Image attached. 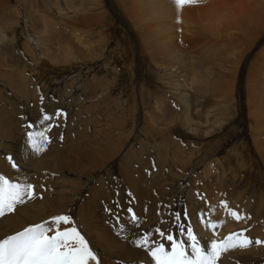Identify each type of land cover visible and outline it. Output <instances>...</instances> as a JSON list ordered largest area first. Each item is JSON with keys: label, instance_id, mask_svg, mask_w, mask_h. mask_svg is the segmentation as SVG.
<instances>
[{"label": "rangeland", "instance_id": "374dc122", "mask_svg": "<svg viewBox=\"0 0 264 264\" xmlns=\"http://www.w3.org/2000/svg\"><path fill=\"white\" fill-rule=\"evenodd\" d=\"M14 1L0 0L1 7L11 8L9 13L4 12V14L0 9V27L7 25L23 27V15H32L36 22L24 28L41 34L40 38L34 34L37 41L39 40L38 48L35 47V49L39 51L38 58L41 55V62L38 63L37 57L30 59L27 54H22L21 45L25 42L24 37L16 36L15 44L8 43L7 36H3V41L0 40V157L4 159L5 155H12L10 149L14 142L18 146L23 145L20 140L26 139L25 125L35 124L42 109L50 115L61 110L66 113L67 118L54 121L59 124V127L53 128L49 133L52 143L47 147L44 155H39L31 162L28 160L24 162L26 152L23 151L27 149V147L23 148L26 145L24 144L22 148H18L17 153L13 152L17 154V157L15 154L12 155L16 161L18 158L19 171L13 170L10 165H8L10 171H0V174L12 181H19L17 178L19 177L21 183L35 185L37 193L35 200L18 206L15 214L0 218V239L14 235L26 227L51 221L53 217L69 215L74 222L71 226L78 225L81 234L90 242V247L98 251L101 264H115V261L131 264L124 259L125 242L114 231V228L117 229L118 226H113L114 221L105 211L106 208H114L113 202L118 199L124 209L131 206L139 217L140 227H144L139 229V233L151 230V238L154 241L160 240L155 232L156 228L175 235V219L171 214L176 212L181 213V222L186 225L191 224L193 234L206 250L211 241L223 240L229 234L244 229H247L245 235L253 241L257 239L264 241V147H261L262 144L264 145V129L258 131L259 136L255 135L257 132L255 122L251 120L246 108L249 100L253 102H249V105L264 107V97H261L264 96V89H259V98L253 93L250 97L247 89L249 84L247 78L252 66L256 67L257 72L260 67L262 68L258 85L264 88V64L262 63L264 60V0H201L195 5L179 8L176 7L174 0H168L165 3L167 6L163 5L159 9L158 4H153L149 10L145 7L138 8L137 3L132 4L128 0H86V2L82 0L83 5L80 6L87 8L85 14L91 15L95 11L98 12L97 14L105 13L107 16L105 26L108 25L109 30L111 25L114 28L112 38L108 39V44L103 51L98 43H94V40L90 42V50L86 47L84 49L81 44L76 43L77 46H75L73 42L70 43L71 35L75 36L74 32H78L76 38L82 39L80 41L89 42L87 32L80 30L79 24L69 23L67 18L75 12L76 15H82L79 9V12L77 11L76 0H72L75 9L66 5L67 0H25L29 2L25 4L27 9L15 4ZM54 1L60 5L61 9L63 4L66 5L68 8H64L66 15L54 12L55 8L52 6ZM248 5L250 8L247 7ZM13 8L18 10L19 14L12 12ZM25 11L26 14H24ZM165 11L169 12L167 17L172 20L171 25L160 26L161 22L156 20L160 17L155 18L154 22L149 19L152 16L164 15ZM61 12L63 11L60 10ZM12 15H20V17L16 20L15 17H11ZM133 15H140L142 27L153 26L152 34L154 35L157 34L155 32L165 28L166 34L169 37L172 35L173 39L176 37L177 45L182 46L181 48L188 56L193 57L200 49L194 47L198 46V43L201 42L199 46L203 43L205 45V47L200 46L202 52L199 53L200 55L202 53V57L199 59L196 57L197 60L193 62L195 67L190 72L196 70L200 76L199 82L193 86L194 89H189L193 121L191 120L188 125L193 127L189 129L192 130L191 136H195L193 138L190 134L188 139L181 136L183 133H190L189 130H185L186 128L183 131H176V127L170 125L169 122L174 121L171 115L170 119H164L168 114L167 107L171 108V112L177 113H180L178 111L180 109L176 102H173L170 91L155 89L158 85L154 83V78H150L155 69H149L148 63L141 62L142 47L152 39L155 40L156 36L149 34L153 36L149 39L144 31L140 32L142 24L140 20L134 21ZM256 15L262 23L261 30L256 27V18L253 19L255 24L249 23L250 16ZM42 19L50 20L48 23L52 27V33L60 37L57 39L58 43L59 40L62 41L63 46L70 43L67 46L81 51L83 55V66L79 67L81 70L79 68V71L75 70L76 68H74L75 71L70 69L72 72L59 70L62 64L58 63V56L62 53L55 51L54 42L50 43L42 38L44 37L43 27L40 25ZM142 20L146 23L144 24ZM193 20L198 22H192ZM35 24L38 25L35 26ZM83 29L89 30L88 27ZM4 33L10 32L5 30ZM69 33H71L70 36ZM226 35H230L232 39L224 40L223 36ZM114 36L117 41L114 40ZM205 42L210 43L206 45ZM64 50L63 55H66L69 60ZM182 56L184 53L179 56L180 62L189 60L192 63V58ZM36 59L38 62H35ZM160 59L161 56L158 57V60ZM108 69L112 71H109L107 76L112 74L115 77L113 85L110 83L105 89L104 87L97 89L91 80H95L93 77L100 73L98 76L104 81L106 78L104 72ZM171 73L178 74L176 76L184 75L176 68H173ZM8 74H10L9 77ZM224 78L228 82L225 85L231 88L230 93L221 88ZM249 80L253 84L251 79ZM112 87L115 90H112ZM145 88L149 92L155 89L153 94L158 99V107L146 98L140 100L144 97L141 94L144 93L142 91L147 90ZM217 88H220L219 91H216ZM121 93L122 97L119 96ZM197 98L201 101L200 99L197 101ZM259 102L262 105H259ZM11 107H15L16 110ZM14 110L17 112V120H13L16 126L9 124L10 118L16 114L12 112ZM204 110L212 113L209 118L210 126L204 124L202 117L205 114ZM262 111L258 107V112ZM217 113L219 115L215 117ZM152 122H159L154 124L155 126L165 123V127L161 128L171 127L164 131L166 135L159 134V140H164L167 136L175 143L174 147L172 146L173 149L176 150L179 147L185 155L176 158L164 151H158L159 140L155 139L151 134L152 131L150 133L148 130ZM215 123L220 125L214 126ZM193 124L204 132L208 129L207 133L195 131ZM61 135H63L62 140ZM197 138H200L201 144L207 142L205 147L201 144L197 145L195 142ZM258 140L261 145L260 142L255 143ZM238 147L242 149L245 162L236 161L235 158H233L234 162L230 161L232 171L243 167L241 174L238 171L236 176L238 178L230 179L232 180L230 181L220 175L222 173L220 170L224 169L221 164L225 165L228 161L225 158L226 154L230 151L234 153L233 151ZM187 151L189 153H186ZM91 158L101 160L104 166L91 169L88 164ZM216 159L219 164L214 161ZM165 162L166 165L163 164ZM108 165L111 166L110 169ZM124 165L126 173L134 172V181L142 182L134 190L138 195L129 190L127 179L122 176ZM249 169L250 174L243 173ZM225 172L228 173V170L225 169ZM197 193L201 194L199 198ZM130 200L131 205L128 203ZM192 201L198 203V209L193 206ZM221 201H226L229 208L242 215L250 216L251 219L235 221L220 207ZM185 211L188 213V220L183 217ZM200 213H210L203 219L221 222V226L215 229L206 228L200 222ZM77 214L81 216L80 219L75 216ZM123 215L122 213V218ZM222 216L228 220L224 219V221ZM87 223L103 224L120 240H111L105 244L94 240V231H87ZM67 227L69 225L60 226L61 230ZM48 234L53 235L54 232ZM163 242L166 250H170L167 241ZM140 262L145 264L142 260ZM89 264L94 262L90 261ZM217 264H264V244L252 245L245 250H230Z\"/></svg>", "mask_w": 264, "mask_h": 264}, {"label": "bare ground", "instance_id": "6f19581e", "mask_svg": "<svg viewBox=\"0 0 264 264\" xmlns=\"http://www.w3.org/2000/svg\"><path fill=\"white\" fill-rule=\"evenodd\" d=\"M51 1V0H50ZM64 1V0H63ZM66 1V0H65ZM88 1V0H87ZM126 1V0H125ZM130 3H132V4H134V3H137V7L138 8H142V7H145L146 9H151V6L153 5V4H158V6L160 7L159 9H161V7L163 6V5H165V6H167L165 3H167V1L168 0H128ZM49 2V1H48ZM47 2V3H48ZM75 2V1H74ZM84 2H86V0L84 1ZM14 3L15 4H18V5H20V6H22L24 9H27V7H25V4H27V3H29V2H27V1H25V0H15L14 1ZM46 3V4H47ZM1 4H2V2H1ZM83 5V3H82V0H76V7H77V11H78V9H79V11H80V13L82 14V15H76V12L75 13H73L72 15H70V16H67V18H69V23L70 22H72V23H75V24H79V26L82 28H80V30H83L85 33L87 32V35H88V37H89V42H86L84 39V42H82V41H80V40H82V39H78V38H76V35H78V32H74V35L75 36H72L71 35V42L70 43H72L73 42V44L75 45V46H77V44H81L82 45V47L84 48V47H86L87 49H89L90 50V42L92 41V40H94V43H98V45H99V48L103 51L104 50V48L106 47V45L108 44V39H110V37L113 35V30H114V28L112 27V25H111V28H110V30H109V26L107 25V26H105L106 25V18H107V16H106V14L105 13H103V14H105V15H103L102 13L101 14H97L96 13V11L94 12V13H92L91 15H87V14H85L86 13V10H87V8H85V7H81L80 5ZM4 5H5V3H4ZM49 5V4H48ZM64 6H63V9H61L60 8V5L56 2V1H54V5H52L54 8H55V11L54 12H56L57 14H60V15H66L67 13L66 12H64V8H66V5H69L70 6V8H72L73 6H74V3L72 2V0H67V3H66V5L65 4H63ZM27 6V5H26ZM45 6V5H44ZM96 7V6H95ZM248 8H250V6L248 5L247 6ZM16 8V7H15ZM15 8H13V10H12V12H16L17 14H19V11L18 10H16ZM51 8V7H50ZM0 9H1V11H3V13L2 14H4V12H7V13H9L8 11H9V9H11L10 7L8 8V6H5V7H1L0 6ZM66 9H68V8H66ZM73 9H75L74 7H73ZM95 9V8H94ZM60 10H62L63 12H61L60 13ZM78 11V12H79ZM52 12V11H51ZM16 13H14V14H16ZM50 13V12H49ZM24 14H26V11H25V13ZM163 14L164 15H158V16H152L151 18H149L151 21L153 20V22H154V19L155 18H158V17H160V18H158V19H156V20H159L160 22H161V25L160 26H162V24H163V26L162 27H164V25L165 24H167V25H171L172 24V20L169 18V17H167V15L169 14V12L168 11H165V12H163ZM9 15V14H8ZM6 16V15H5ZM5 16H3V17H5ZM24 16V21H23V24H24V26H26V25H33V23H35L36 21H35V19L33 18V16L32 15H23ZM58 16V15H57ZM162 16V17H161ZM2 17V18H3ZM9 17V16H8ZM12 18H16V20L20 17V15H12L11 16ZM5 18H7V17H5ZM10 18V17H9ZM61 19L63 18V17H60ZM108 18H109V16H108ZM177 18V17H176ZM256 18V22H257V25H256V27L259 29V30H261L262 29V23L260 22V20H259V18H258V15H256V16H250V19H249V23H254L255 24V21H253V19H255ZM55 19H57V18H55ZM110 19V18H109ZM133 19H134V21H136V22H138L139 20H140V23H141V19H140V15H133ZM1 20V19H0ZM43 20V21H42ZM41 20V23H40V25H42V27H43V33H44V37L42 36V38H45L47 41H49L50 43H52V42H54V46L56 47V49H55V51H58V52H61L62 54H60V56H58V58H59V61H58V63H61L62 65H60L59 66V70L60 69H64V70H70V69H73L74 70V68H76L75 70H77V71H79V70H81L80 68H81V66H83V61H82V58H83V55H82V53H81V51L79 50L78 51V49H74V48H71L70 46H67L68 44H70V43H67L65 46H63L62 45V41H60L59 40V43L57 42V39H59L60 37H58V36H55L53 33H52V27L50 26V24L48 23V22H50V20L48 19V20H45V19H42ZM65 20H66V18H65ZM64 20V21H65ZM143 21V20H142ZM145 21H146V19H145ZM145 21H143L144 22V24L146 23ZM159 21H157V22H159ZM51 22H52V20H51ZM57 22V21H56ZM60 22V21H59ZM192 22H198V20H193ZM53 23H54V21H53ZM58 23V22H57ZM108 23V22H107ZM148 23V22H147ZM142 25L140 26V27H142L143 26V23H141ZM151 24H154V23H151ZM36 25H38V24H35V26ZM158 25V24H157ZM24 26L23 27H18L17 28V25H15V26H11V27H9L8 25L7 26H3V27H0V40H2V38H3V36H7V38H8V43H11V44H15L14 42L16 41V36H22V37H24V43L22 42V54L24 53V55H26L27 54V56L30 58V59H35V57H37V59H38V61H37V59L35 60V62H38V63H40L41 62V55L39 56L40 58H38V54H39V51L37 52V48H38V41H37V39H36V37L37 38H40V36H41V34H38V33H35V31L33 30L32 32H30L29 31V29L28 28H24ZM76 27V26H75ZM89 28V30L88 31H86V30H84L83 28ZM24 28V29H23ZM72 28V27H71ZM65 30H66V28H64ZM68 29V28H67ZM101 29V30H100ZM163 30H161V31H159V32H155V33H157V34H152V31H153V26H150V25H146L145 27H142V28H140V32H142V31H144V33H145V35H147L148 36V38L150 39V37H153V36H156V38H155V40H153L152 39V41H150V42H147V45H144L143 47H142V52H141V62L142 63H148V65L147 66H149V69L150 68H152V69H155V70H153V74L150 76V78L152 77V79L154 78V83L156 84V86H157V88H155V89H160V90H162V89H165V90H168V91H170L171 92V94H172V100H173V102L175 101L176 102V104H177V106L179 107V109L180 110H178L180 113H177V112H171L170 111V107H167L168 108V114H166L167 116L164 118L165 120H167V119H170V115H171V117H173L174 118V121H170L169 123H170V125L171 126H174V127H176L175 128V130L176 131H183V129H185V130H189V129H192L193 127H190L189 125H188V123H191V117H192V112H191V103H190V97H191V93L189 92L190 90L189 89H191V88H193V86L196 84V82H199L198 81V79H200V76H199V74H198V72L195 70L194 72H192V73H190L191 71H193V69H194V67H195V65L193 64V62H194V60L196 59L197 60V58L199 59L200 57H202V53H201V55H200V53L199 52H202V48L200 47V46H202V45H200L199 46V44H201V42L200 43H198L197 45L198 46H194L195 47V49H198V47L200 48V49H198L197 50V52L194 54V56L193 57H191V56H188L186 53H185V51L181 48L182 46H178L177 45V43H176V37H175V39H173L172 38V35H171V37H169L167 34H166V32H165V28H162ZM200 30H202L201 28H199ZM5 30H7V31H9L10 33H4V31ZM56 30V29H55ZM73 30V29H72ZM84 32H83V34H84ZM42 33V34H43ZM200 33V32H199ZM34 34H35V36L36 37H34ZM61 34V33H60ZM70 34L71 33H69V36H70ZM152 34L153 36H150V35ZM68 35V34H67ZM203 34L201 33V36H202ZM68 38V37H67ZM80 38V37H79ZM112 38V37H111ZM197 39H198V37H196ZM204 38V40H205V37H203ZM223 38H224V40H227V39H232L231 38V36L230 35H226V36H223ZM19 39V38H18ZM23 39V38H22ZM21 39V40H22ZM116 38H115V36H114V40H115ZM207 39H209V38H207ZM69 40H70V38H69ZM211 40V39H210ZM263 40V39H262ZM3 41V40H2ZM20 41V40H19ZM76 41V42H75ZM116 41H117V39H116ZM115 41V43H117ZM191 41V40H190ZM201 41L203 42V39H201ZM212 41H215V40H212ZM211 41V42H212ZM66 42V41H65ZM67 42H69V41H67ZM0 43H1V41H0ZM7 43V42H6ZM42 43V42H41ZM61 43V44H60ZM77 43V44H76ZM206 43V42H205ZM210 43V42H209ZM209 43H206V45L208 44L209 45ZM216 43H217V41H216ZM192 44H193V41H192ZM213 44V43H212ZM214 45V44H213ZM216 45V44H215ZM204 47H205V45H203ZM7 47V46H6ZM35 47H36V49H35ZM184 47V46H183ZM58 48V49H57ZM129 48V47H128ZM63 49H65L64 51L65 52H67V54H68V56H69V60H67V56L66 55H63ZM82 49V48H81ZM85 49V48H84ZM92 50H96V48H91ZM184 49H185V47H184ZM24 50V51H23ZM83 50V49H82ZM194 50V49H193ZM88 51V50H87ZM91 52H94V51H91ZM109 52H111V50L109 51ZM192 53H194L195 51H191ZM260 52L262 53V51L260 50ZM57 53V52H56ZM184 53V56H182V57H184V58H186V56H188V58H192V63H190V61L189 60H187V62H180V60H179V56L180 55H182ZM103 54V53H102ZM197 54V55H196ZM232 54H234V53H232ZM59 55V54H58ZM63 55V56H62ZM92 55V54H91ZM198 55H200L199 57H198ZM19 56H21L20 55V53H19ZM159 56H161V59L160 60H158V57ZM18 57V56H17ZM23 57V56H22ZM95 57V56H94ZM109 57V56H108ZM181 57V58H182ZM197 57V58H196ZM237 57V56H236ZM94 59V58H93ZM98 59H100V58H98ZM108 59V58H107ZM260 59V58H259ZM92 60V59H91ZM262 63L264 64V60L262 61ZM140 64V63H139ZM80 67V68H79ZM78 68H79V70H78ZM173 68H176V70L177 71H179V72H181V73H184V75H182V76H176V75H178V74H176V73H171V70L173 69ZM74 70V71H75ZM188 70V71H187ZM262 70V68L260 67L259 68V70H258V72H257V69H256V67L255 66H252L251 67V69H250V71H249V76H248V78H247V80L249 81V84L247 85V89H248V95L251 97L252 95V93L254 94V95H256L258 98H259V95H258V91H259V89H264V88H262V87H260L259 85H258V80H259V73H260V71ZM77 71H76V73H77ZM109 71H112L111 69H108L107 71L105 70V72H104V75L106 76V78H104L105 80L103 81V79H101V78H99V76H100V73L99 74H96V76L95 77H93V79L95 78V80H91L92 81V83H93V85L98 89L99 87H104V89L106 88V85H109L110 83L113 85V82H114V80H115V77H113V75L112 74H110V75H108L107 76V74H108V72ZM70 72H72L71 70H70ZM99 72V71H98ZM140 73V72H139ZM138 73V74H139ZM58 74H60V72H58ZM69 74V73H68ZM74 74V73H73ZM9 75L10 74H8V77H9ZM99 75V76H98ZM102 75V74H101ZM60 76H62V75H60ZM149 76V75H148ZM4 77V76H3ZM59 77V76H58ZM69 77V76H68ZM103 77V76H102ZM60 78V77H59ZM61 78H63V77H61ZM249 79H251V81L253 82V84L250 82V80ZM6 82V81H5ZM90 82V81H89ZM144 82H146V81H144ZM226 83H228V82H226L225 81V78L222 80V82H221V88H223L224 90L223 91H226V90H228V92L230 93V92H232L231 91V88L230 87H227L225 84ZM78 84V83H77ZM8 85V84H7ZM153 85V84H152ZM225 85V86H224ZM251 85H253V86H251ZM2 86V85H1ZM111 86V85H110ZM149 86V85H148ZM232 86V85H231ZM3 87V86H2ZM69 87H70V85H69ZM161 87V88H160ZM96 88H95V90H96ZM110 88V87H109ZM141 88V87H140ZM68 89V88H67ZM128 89V88H127ZM134 89V88H133ZM143 89H144V87H143ZM145 89H147V88H145ZM149 89H151L150 87H149ZM154 88H153V90H155ZM194 89V88H193ZM220 89V88H219ZM219 89L217 88L216 89V91H219ZM102 90V89H101ZM112 90H115V88H113L112 87ZM153 90H152V92H149L148 91V89L146 90V91H142V92H144V93H141V94H143V98L141 97V101H142V99H147L149 102H151V104H154V106H159L158 105V103H157V97L153 94ZM117 91V90H116ZM115 91V92H116ZM138 91V90H137ZM139 91H140V89H139ZM157 91V90H156ZM168 91H166V92H168ZM96 92V91H95ZM118 92V91H117ZM157 92H160L159 90L157 91ZM103 93H104V91H103ZM197 93H198V91H197ZM118 95V94H117ZM116 96V95H115ZM120 97H122L123 95H122V93L119 95ZM166 96V95H165ZM232 96V95H231ZM261 96V95H260ZM261 97H264V96H261ZM119 98V97H118ZM117 98V99H118ZM140 98V97H139ZM165 98V97H164ZM256 98V97H255ZM160 99V98H159ZM163 99V98H162ZM200 99V98H199ZM198 98H197V101L199 100ZM129 100V99H128ZM161 100V99H160ZM164 100V99H163ZM166 100V99H165ZM164 100V101H165ZM169 100V99H168ZM196 100V99H195ZM134 101V100H133ZM192 101V100H191ZM200 101H201V99H200ZM163 102V101H162ZM249 102L250 103H253V102H251V100H249ZM249 102L247 101V103H246V108H247V110H248V112H249V116L251 117V120L252 121H254L255 122V127H256V130H257V132L255 133V135H257V136H259L260 134L258 133V131H261V130H263L264 129V107L263 106H258V105H255V104H251V105H249ZM132 103V102H131ZM134 103V102H133ZM260 104L259 105H262V103L261 102H259ZM128 104H129V102H128ZM161 104V103H160ZM167 104V103H166ZM163 105V104H162ZM161 106V105H160ZM174 106V105H173ZM173 106H172V108H173ZM176 106V105H175ZM235 107V106H234ZM237 107V106H236ZM239 107V106H238ZM258 107H260L263 111L261 112V113H259L258 112ZM200 108V107H199ZM9 109V108H8ZM11 109H15V107L13 108V107H11ZM164 109V108H163ZM196 109H198V108H196ZM16 110V109H15ZM12 111L13 113H15L16 111ZM176 110V109H175ZM194 110H195V108H194ZM236 110V109H235ZM170 111V112H169ZM161 112V111H160ZM164 112H166V111H164ZM204 112H205V114H203L202 115V117H203V121H204V124H205V126L206 125H208V126H210L211 125V122L209 121V118H210V116L212 115V113H210L208 110H204ZM13 113H12V115H13ZM200 113V112H199ZM216 113V112H215ZM163 115V114H162ZM219 114L217 113L216 115H215V117H217ZM237 115V114H236ZM164 116V115H163ZM260 116H261V119H260ZM103 118V117H102ZM151 118V117H150ZM194 118H196L195 116H194ZM8 119V118H7ZM110 119V118H109ZM13 120H17V112H16V114L15 115H13L11 118H10V122H9V124L10 125H13V126H16V124L15 123H13ZM162 120V119H161ZM193 121V120H192ZM16 123L18 122V121H15ZM162 122V121H161ZM159 122H152L151 124V127L148 129L149 131H150V133H151V131H152V136L153 137H155V139H158L159 140V134L160 133H164V131L165 130H167L168 128L166 127V128H161V127H165V123H166V121H165V123H164V125L162 124L161 126H160V124L159 125H154V124H158ZM225 123H228V122H225ZM107 124V123H106ZM197 124H199V123H197ZM112 125H114V124H112ZM111 125V126H112ZM117 125V123L115 124V126ZM121 125V124H120ZM193 125H195V124H193ZM192 125V126H193ZM200 125V124H199ZM218 125H220V124H214V126H218ZM113 127V126H112ZM171 128V127H170ZM169 128V129H170ZM205 128V127H204ZM212 128V127H211ZM113 129V128H112ZM122 130V129H121ZM194 130L195 131H199V132H201L202 134H206L207 133V130L204 132V131H202L198 126H196L195 125V127H194ZM190 131V133H187L186 132V134L185 133H183V134H181V136H185V138L186 139H188V138H190V137H188V134H190V136H191V134H192V130H189ZM170 132H172L173 133V131H170ZM149 134V133H148ZM165 134V133H164ZM201 134V135H202ZM166 135V134H165ZM175 135V134H174ZM201 135H199V137L201 136ZM171 136V135H170ZM231 136V135H230ZM192 137V136H191ZM193 137H195V136H193ZM192 137V138H193ZM201 139H203V137L201 138ZM152 140V139H151ZM194 140V139H193ZM200 138L198 139H196L195 140V142L197 143V145L199 146L201 143H199L200 141ZM22 143H23V145H21V146H18V145H16V143L14 142V145H11V152H12V155H16V157H17V150H18V148L20 149V148H22L23 146H24V144H26V139L25 138H22L21 140H20ZM156 142V141H155ZM189 142V141H188ZM258 142H260V140H258V141H255V143H258ZM185 143H187V142H185ZM205 143H207V142H203V144H201V146L202 147H205ZM255 143H253V145L255 144ZM173 144H175L171 139H168L167 138V136H166V138L164 139V140H159V144H158V146H159V150L158 151H164V152H166L167 154H171V155H173V157H176V158H180V157H182L183 156V154L184 153H182V151H180V149H179V147H177L176 148V150H174L173 149ZM195 145V144H194ZM260 145H261V142H260ZM173 146V147H172ZM176 146V145H175ZM200 146V147H201ZM2 147V146H1ZM197 147V146H196ZM261 147H264V145L262 144L261 145ZM23 148H26V145L23 147ZM145 148H146V146H145ZM260 148V147H259ZM186 149V148H185ZM196 149V148H195ZM195 149H193V150H195ZM205 149V148H204ZM222 149V148H221ZM257 149V148H256ZM201 150V149H200ZM219 150V149H218ZM16 151V153H14L13 154V152H15ZM5 152V151H4ZM23 152H26V156L24 157V162H27V160H28V162H31V161H33L34 159H36L38 156H32L31 154H30V152H29V150L28 149H25ZM45 152H47V151H45ZM44 152V153H45ZM218 152V151H217ZM234 153H231V151L230 152H226L227 154H226V156H225V158H227L228 159V161L226 162V164L224 165V164H221L223 167H224V169H221L220 171L222 172L220 175L222 176V178L224 177L225 179H227V180H230V179H232V180H236L238 177H236L237 176V174H238V171H240L239 172V174H241L242 173V169H243V167L241 166L240 168H238L236 171H232L231 170V167H230V161H232V162H234V160H233V158H235V160L236 161H243V162H245L244 161V158H243V154H242V149L240 148V147H238V148H236L234 151H233ZM249 152V151H248ZM44 153H43V155H44ZM186 153H189L188 151L186 152ZM161 154V153H160ZM199 154V153H198ZM203 154V153H202ZM201 154V155H202ZM22 155H23V153H22ZM158 155H159V153H158ZM162 155V154H161ZM185 155V154H184ZM200 155V156H201ZM57 156H58V154H57ZM164 158H165V156H163ZM172 157V158H173ZM162 161H163V159H161ZM166 160V159H165ZM17 161H18V158H17ZM16 161V162H17ZM161 161V162H162ZM214 161H216V162H218V160L216 159V160H214ZM65 162V161H64ZM156 162V161H155ZM22 163V162H21ZM201 163V162H200ZM19 164V163H18ZM37 164V163H36ZM76 164V163H75ZM74 164V165H75ZM88 164L91 166V169H94V168H96V169H98V168H102L103 166H104V163L101 161V160H97L96 158H91L89 161H88ZM160 164V163H159ZM163 164H165L166 165V162L165 163H163ZM218 164H219V162H218ZM8 163H6L5 162V160L4 159H2L1 157H0V171L1 170H9L10 171V169H9V167H8ZM71 165V164H70ZM77 165V164H76ZM134 165V164H133ZM165 165H164V167H165ZM35 167H36V165H34ZM43 166V165H42ZM23 167V166H22ZM163 167V166H162ZM24 168H25V166H24ZM32 168V167H31ZM111 168V166L110 165H108V169H110ZM158 168H160V167H158ZM78 169H79V167H78ZM125 165L123 166V175L122 176H124L126 179H127V183H128V185H129V190L130 191H132V193H133V191L136 189V187H139V184H141V183H138L137 181H134L133 180V176H134V172H132V173H126L125 172ZM161 169V168H160ZM225 169L226 170H228V173H226L225 172ZM36 171V170H35ZM38 171H40L39 170V168H38ZM85 171V170H84ZM103 171H104V169H103ZM105 171H107V170H105ZM244 171V170H243ZM250 171V169L249 170H247V172H243V173H246L247 175L248 174H250V173H248ZM35 173V172H34ZM10 174V173H9ZM9 174H7V175H9ZM246 175V176H247ZM239 176V178H240V175H238ZM92 177V176H91ZM18 178V180L21 182V180L19 179V177H17ZM17 178H16V180H17ZM224 179V180H225ZM232 180H230V181H232ZM241 182V181H240ZM245 182V181H244ZM262 183V182H261ZM40 184V183H39ZM240 184V183H239ZM43 185V184H42ZM245 185H243V187H244ZM247 187V186H246ZM44 188H45V186H44ZM47 189V188H46ZM107 189V188H106ZM205 190V189H204ZM234 190V189H233ZM246 190V189H245ZM47 191V190H46ZM137 195H138V193L136 192V191H134ZM205 192H207V191H205ZM209 192V191H208ZM243 193V192H242ZM232 194V193H231ZM245 194V193H244ZM239 195V194H238ZM240 196H242L241 194H240ZM238 199V198H237ZM220 200V199H219ZM193 202V201H192ZM192 204V203H191ZM193 206L195 207V208H197V206H198V203H196V202H193ZM198 209V208H197ZM72 210H74V209H72ZM74 214V213H73ZM82 215V214H81ZM77 218H79L80 219V215L79 214H77V215H75ZM223 217V216H222ZM228 220V219H226L225 217H223V220ZM224 220V221H225ZM86 226V225H85ZM141 226H143L142 224H141ZM145 226V225H144ZM128 227H129V230H130V234H132V233H136V232H139V229L141 228V227H139L138 229H132L131 228V226L130 225H128ZM148 226L146 225V228H147ZM86 228H87V231L89 230V232H91V231H94V235H93V239L94 240H96V241H99V242H101L102 244H105V243H107V242H109V241H111V240H116V239H118V238H116L115 237V235L116 234H112L110 231H109V229L108 228H105L104 226H103V224L102 225H99L98 223L97 224H94V223H87V226H86ZM113 228V227H112ZM142 228H144V227H142ZM141 228V229H142ZM148 229V228H147ZM146 230V229H145ZM114 231H115V233H118V228L117 229H115L114 228ZM141 231V230H140ZM88 232V233H89ZM119 234V233H118ZM152 239V238H151ZM118 240H120V239H118ZM122 241H124V240H122ZM125 242V241H124ZM124 259L126 260V261H128L129 263H131V264H133V262H136V261H138V260H142V262H144L145 264H150V258L148 257V255H147V252H141V251H138V250H134L133 248H131V247H129V245H128V243H126L125 242V246H124ZM226 259H229V258H226ZM140 260V261H141ZM139 261V262H140ZM225 261V260H224Z\"/></svg>", "mask_w": 264, "mask_h": 264}, {"label": "snow or ice", "instance_id": "6c2138e0", "mask_svg": "<svg viewBox=\"0 0 264 264\" xmlns=\"http://www.w3.org/2000/svg\"><path fill=\"white\" fill-rule=\"evenodd\" d=\"M201 0H174L177 8L185 5H195ZM43 102V97H41ZM61 118L66 119L67 115L61 110L50 115L41 110L38 121L27 123L26 147L32 156H39L45 152L52 143L49 133L53 128L59 127L54 123ZM61 140L63 135H61ZM4 159L13 170L19 171L18 163L12 155H5ZM130 195V194H129ZM201 196L197 193V197ZM37 198L35 185L12 181L0 174V218L6 215L15 214L18 206ZM42 198V197H41ZM114 208H106L105 211L114 221V227L118 226V233L121 239L128 243L129 247L141 252H147L150 264H217L221 257L230 250H245L252 245L260 246L264 241L259 239L253 241L245 235L247 229L237 233H231L223 240L211 241L207 247H202L197 237L193 234L191 224L181 222V213L171 215L175 219V235L166 233L160 228L155 232L160 240H152V232L132 233V229L140 227L139 217L129 206L124 209L119 200H114ZM131 205L132 201H128ZM220 207L226 214L237 222L251 219L250 216L229 208L226 201H221ZM122 213L123 218H122ZM210 213H200V222L206 228L215 229L221 226V222L205 221L203 217ZM185 220H188V213H183ZM73 219L69 215L53 217L51 221L35 224L24 228L22 231L0 239V264H101L97 250L90 247V242L81 234L79 226L73 225ZM61 225L69 227L61 230ZM54 232L53 235L48 233ZM163 241H167L170 250H166ZM115 264H127V262L115 261ZM133 264H141L136 261Z\"/></svg>", "mask_w": 264, "mask_h": 264}]
</instances>
